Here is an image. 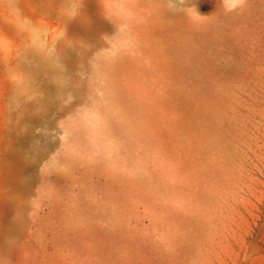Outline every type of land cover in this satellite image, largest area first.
I'll use <instances>...</instances> for the list:
<instances>
[{
    "label": "rangeland",
    "instance_id": "374dc122",
    "mask_svg": "<svg viewBox=\"0 0 264 264\" xmlns=\"http://www.w3.org/2000/svg\"><path fill=\"white\" fill-rule=\"evenodd\" d=\"M98 1L0 0V264H263L264 0Z\"/></svg>",
    "mask_w": 264,
    "mask_h": 264
},
{
    "label": "bare ground",
    "instance_id": "6f19581e",
    "mask_svg": "<svg viewBox=\"0 0 264 264\" xmlns=\"http://www.w3.org/2000/svg\"><path fill=\"white\" fill-rule=\"evenodd\" d=\"M21 1H22V0H21ZM29 1H30V0H29ZM35 1H36V0H35ZM97 1H98V0H97ZM110 1H111V0H110ZM145 1H146V0H145ZM166 1H167V0H166ZM169 1H170V0H169ZM244 1H245V0H244ZM246 1H248V0H246ZM24 2H26V1H24ZM98 2H99V1H98ZM147 2H148V1H147ZM162 2H163V1H162ZM172 2H173V1H172ZM249 2H250V1H249ZM39 3H40V2H39ZM103 3H104V2H103ZM115 3L118 4L117 2H115ZM168 3H169V2H168ZM244 3H245V2H244ZM244 3H243V4H244ZM246 3H247V2H246ZM22 4H23V3H22ZM104 4H105V3H104ZM108 4H109V2H108ZM108 4H107V5H108ZM169 4H170V3H169ZM172 4L174 5V3H172ZM198 4H199V1H198ZM215 4H216V3H215ZM243 4H242V6H243ZM100 5H101V4H100ZM119 5H120V4H119ZM162 5H163V4H162ZM167 5H168V4H167ZM244 5H247V4H244ZM24 6L26 7L25 4H24ZM120 6H122V5H120ZM148 6H149V5H148ZM159 6H160V5H159ZM235 6H236V5H235ZM237 6H241V5L238 4ZM104 7H105V6H104ZM163 7H164V6H163ZM192 7H193V6H192ZM120 8H121V7H120ZM125 8H127V7H125ZM153 8H154V7H153ZM172 8H173V7H172ZM236 8H237V7H236ZM242 8H243V7H242ZM102 9H103V8H102ZM155 9H156V8H154V10H155ZM160 9H162V8H160ZM163 9H164V8H163ZM165 9H166V8H165ZM223 9H225V8L223 7ZM233 9H234V8H233ZM233 9H232V10H233ZM24 10H25V9H24ZM28 10H30V9H28ZM28 10H27V11H28ZM96 10H97V8H96ZM121 10H122V9H121ZM123 10H124V9H123ZM125 10H127V9H125ZM157 10H158V9H157ZM185 10H186V8H185ZM204 10H205V8H204ZM210 10H211V9H210ZM210 10H209V11H210ZM227 10H228V9H227ZM239 10H240V9H239ZM86 11H88V10H86ZM91 11H93V10H91ZM97 11H98V10H97ZM152 11H153V10H152ZM193 11H194V10H193ZM104 12H106V10H105ZM223 12H224V11H223ZM226 12H228V11H226ZM37 13H38V12H37ZM83 13H84V12H82V14H83ZM95 13H96V12H95ZM200 13H201V12H200ZM23 14H25V13H23ZM31 14H34V13L31 12ZM35 14H36V13H35ZM93 14H94V13H93ZM98 14H99V13H98ZM195 14H196V13H195ZM195 14H194V15H195ZM213 14H214V13H213ZM260 14H261V13H260ZM38 15H39V14H38ZM32 16H33V15H32ZM94 16H95V15H94ZM99 16H100V15H99ZM146 16H147V15H146ZM153 16H154V14H153ZM34 17L36 18V16H34ZM111 17H112V15H111ZM196 17H198V15H197ZM204 17H206V16H204ZM259 17H261V16L259 15ZM45 18H46V17H45ZM117 18H118V17H117ZM150 18H151V17H150ZM155 18H156V17H155ZM184 18H185V17H184ZM199 18L201 19L202 17H199ZM209 18H210V17H209ZM96 19H97V18H96ZM96 19H95V20H96ZM101 19H102V18H101ZM105 19H106V18H105ZM119 19H120V17H119ZM125 19H127V18H125ZM148 19H149V17H148ZM153 19H154V17H153ZM158 19L161 20L160 18H158ZM182 19H183V18H182ZM87 20H88V19H87ZM97 20H98V19H97ZM115 20H116V19H115ZM155 20H156V19H155ZM155 20H154V21H155ZM209 20H210V19H209ZM91 21H92V20H91ZM106 21H107V20H106ZM110 21H111V20H110ZM112 21H113V20H112ZM117 21H118V20H117ZM117 21H116L115 23H117ZM120 21H121V20H120ZM207 21H208V19H207ZM207 21H206V22H207ZM257 21H258V20H257ZM99 22H100V21H99ZM156 22H157V21H156ZM156 22H155V24H156ZM208 22H209V21H208ZM48 23H49V22H48ZM51 23H52V22H51ZM51 23H50V24H51ZM93 23H94V22H93ZM104 23H105V22H104ZM108 23H109V22H108ZM209 23H210V22H209ZM41 24H43V23H41ZM155 24H153V25L155 26ZM186 24H187V23H186ZM204 24H205V23H204ZM204 24H203V25H204ZM3 25H4V24H3ZM53 25H54V24H53ZM96 25H97V24H96ZM117 25H118V24H117ZM150 25H151V24H150ZM156 25H158V24H156ZM187 25H188V24H187ZM194 25H195V24H194ZM51 26H52V24H51ZM51 26H50V27H51ZM114 26H116V25L114 24ZM121 26H122V24H121ZM154 26H153V27H154ZM161 27H162V26H161ZM161 27H160V28H161ZM184 27H185V26H184ZM200 27H201V26H200ZM185 28H186V27H185ZM193 28H195V27H193ZM197 28H198V27H197ZM262 28H263V27H262ZM262 28H261V29H262ZM102 29H103V28H102ZM122 29H125V28H122ZM122 29H121V30H122ZM201 29H202V28H201ZM152 30H153V28H152ZM156 30H157V29H156ZM186 30H188V28H187ZM203 30H204V29H203ZM176 31H178V30H176ZM176 31H175V32H176ZM179 31H180V28H179ZM196 31H197V30H196ZM204 31H206V30H204ZM258 31H259V30H258ZM57 32H58V31H57ZM120 32H121V31H120ZM153 32H154V31H153ZM51 33H52V32H51ZM117 33H118V32H117ZM173 33H174V32H173ZM190 33H191V32H190ZM115 34H116V32H115ZM153 34H155V33H153ZM153 34H152V35H153ZM156 34H157V33H156ZM178 34H179V33H178ZM262 34H263V33H262ZM116 35H117V34H116ZM120 35H122V32H121ZM182 35H183V34H182ZM256 35H257V34H256ZM105 36H106V33H105ZM113 36H114V35H113ZM117 36H118V35H117ZM122 36H123V35H122ZM174 36H175V35H174ZM118 37H119V36H118ZM159 37H160V35H159ZM161 37H162V36H161ZM140 38H141V37H140ZM154 38H155V37H154ZM179 38H180V37H179ZM250 38H253V37H250ZM256 38L258 39V37H256ZM107 39H109V38H107ZM151 39H152V37H151ZM160 39H163V38H160ZM109 40H110V39H109ZM113 40H114V39H113ZM113 40H112V41H113ZM147 40H148V38H147ZM152 40H153V39H152ZM156 40H159V39L157 38ZM114 41H115V40H114ZM116 41H117V39H116ZM148 42H149V40H148ZM256 42H257V41H256ZM256 42H255V43H256ZM64 43H65V41H64ZM159 43H160V42H159ZM179 43H180V42L178 41V46H179ZM247 43H248V41H247ZM247 43H246V44H247ZM257 43H258V42H257ZM152 44H153V42H152ZM152 44H151V46H152ZM162 44H163V43H162ZM248 44H249V43H248ZM248 44H247V46H248ZM114 46H115V43H114ZM139 46H140V44H139ZM141 46H143L142 42H141ZM156 46H157V44H156ZM164 46H165V44H164ZM171 46H172V44H171ZM249 46H250V44H249ZM157 47H159V46H157ZM160 47H161V46H160ZM251 47H252V46H251ZM113 48H114V47H113ZM113 48H110V49H113ZM139 48H140V47H139ZM146 48H148V47H146ZM149 48H150V47H149ZM149 48H148V49H149ZM165 48H166V47H165ZM70 49H71V48H70ZM108 49H109V48H108ZM143 49H144V48H143ZM151 49H152V48H151ZM151 49H150V50H151ZM247 49H248V48H247ZM262 49H263V48H262ZM104 50H105V49H104ZM104 50H103V51H104ZM106 50H107V49H106ZM135 50H136V49H135ZM140 50H141V48L139 49V51H140ZM150 50H149V51H150ZM152 50H153V49H152ZM157 50H158V48H157ZM157 50H156V52H158ZM162 50H163V49H162ZM145 51H146V49H145ZM163 51H164V50H163ZM163 51H161V52H163ZM249 51H250V50H249ZM258 51H259V50H258ZM135 52H137V51H135ZM150 52H151V51H150ZM250 52H251V51H250ZM98 53H99V52H98ZM147 53H148V52H147ZM165 53H167V52H165ZM252 53H254V52H252ZM148 54H149V53H148ZM150 54H151V53H150ZM157 54H158V53H157ZM159 54H160V53H159ZM261 54H262V53H261ZM261 54L258 53V55H260V56H261ZM97 55H98V54H97ZM138 55H139V54H138ZM142 55H143V53H142ZM144 55H145V54H144ZM152 55H154V54H152ZM251 55H252V54H251ZM258 55H257V56H258ZM135 56H136V55H135ZM149 56H150V55H149ZM155 56H156V55H155ZM162 56H165V55H162ZM162 56H161V57H162ZM121 57H122V56H121ZM136 57H137V56H136ZM136 57H135V61H134V62H136L137 60L139 61V59H136ZM138 57H139V56H138ZM138 57H137V58H138ZM142 57H143V56H142ZM142 57H141V58H142ZM147 57H148V55H147ZM157 57H158V56H157ZM157 57H156V58H157ZM167 57H168V59H169V56H168V55H167ZM170 57H172V56H170ZM253 57H255V56L253 55ZM253 57H252V59H253ZM263 57H264V56H263ZM164 58L166 59V57H164ZM256 58H257V57H256ZM142 59H143V58H142ZM148 59L151 60V58H148ZM159 59H160V58H159ZM161 59H162V58H161ZM161 59H160V62L162 63L163 61H162ZM172 59H173V58H171V61H172ZM98 60H99V59H98ZM140 60H141V59H140ZM106 61H107V60H106ZM171 61L169 60V62H168V60H167V62L169 63L168 65H170V62H171ZM134 62H133V63H134ZM146 62H147V61H146ZM250 62H251V61H250ZM258 62H259V61H258ZM258 62H257V63H258ZM144 63H145V61H144ZM144 63H143V65H144ZM152 63H154V62L152 61ZM155 63H156V62H155ZM135 64H136V63H135ZM139 64H140V62H139ZM145 64H146V63H145ZM156 64H158V62H157ZM262 64H263V63H262ZM133 65H134V64H133ZM151 65H153V64H151ZM252 65H253V64H252ZM114 66H115V65H114ZM139 66H141V65H139ZM139 66L137 67L138 69L140 68ZM159 66L161 67V65H157V68H159ZM101 67H102V66H101ZM144 67H145V66H144ZM148 67H149V66H148ZM153 67H154V66H153ZM153 67H152V68H153ZM163 67H166V66H163ZM173 67H174V66H173ZM253 67H254V66H253ZM253 67H252V69H253ZM255 67H257V66H255ZM258 67H259V66H258ZM141 68H142V66H141ZM145 68H146V67H145ZM150 68H151V66H150ZM259 68H260V67H259ZM98 69H99V67H98ZM98 69H97V70H98ZM250 69H251V66H250ZM257 69H258V68H257ZM48 70H49V69H48ZM55 70H57V69L55 68ZM161 70H162V68H161ZM262 70H263V69H262ZM49 71H51V69H50ZM52 71H54V69H53ZM142 71H143V70L141 69V73H143ZM252 71H253V70H252ZM258 71H259V70H258ZM58 72H59V71H58ZM112 72H113V70H112ZM253 72H254V71H253ZM47 73L49 74V72H47ZM103 73H104V72H103ZM113 73H114V72H113ZM113 73H112V74H113ZM256 73H257V71H256ZM262 73H263V72H262ZM118 74H119V73H118ZM167 74H168V72H167ZM102 75H103V74H102ZM138 75H139V74H138ZM141 75H142V74H141ZM248 75H249V72H248ZM252 75H254V74H252ZM256 75H257V74H256ZM258 75H259V74H258ZM142 76H143V75H142ZM101 77H102V76H101ZM101 77H100V75H99V78H101ZM106 77H107V76H106ZM119 77H120V76H119ZM139 78H140V76H139ZM249 78H250V77H249ZM249 78H248V80L250 81ZM251 78H252V77H251ZM97 79H98V78H97ZM104 79H105V78H104ZM152 79H153V78H152ZM154 79L156 80V79H158V78H154ZM170 79H171V77H170ZM253 79H254V78H253ZM40 80H41V79H40ZM112 80H113V76H112ZM141 80H142V78H141ZM141 80H140V81H141ZM248 80H247V81H248ZM105 81H106V80H105ZM114 81H117V80L115 79ZM130 81H131V80H130ZM145 81H146V79H145ZM153 81H154V80H153ZM159 81H160V80H159ZM171 81H172V80H171ZM249 81H248V82H249ZM256 81H257V80H256ZM96 82H97V80H96ZM101 82H102V80H101ZM110 82H111V81H110ZM110 82H108V83H110ZM117 82L119 83V81H117ZM141 82H142V81H141ZM156 82H157V80H156ZM94 83H95V82H94ZM94 83H93V84H94ZM120 83H121V82H120ZM148 83H150V82H148ZM249 83H251V82H249ZM36 84H37V83H36ZM93 84H92V85H93ZM111 84H112V83H111ZM115 84H117V83L115 82L114 85H115ZM141 84H143V83H141ZM145 84H146V83H145ZM150 84H151V83H150ZM161 85H162V87L164 86L163 84H161ZM262 85H263V84H262ZM52 86H53V85H52ZM95 86H96V85H95ZM116 86H117V85H116ZM148 86H149V85H148ZM53 87H55V86H53ZM100 87H101V86H100ZM261 87H262V86H261ZM96 88H97V87H96ZM111 88H112V87H111ZM41 89H42V88H41ZM99 89H100V88H99ZM140 89H141V88H140ZM151 89H152V88H150V90H151ZM246 89H247V88H246ZM248 89H249V88H248ZM253 89H254V88H253ZM256 89H257V88H256ZM256 89H255V90H256ZM260 89H262V88H260ZM116 90H118V89L116 88ZM153 90H154V89H153ZM249 90H250V89H249ZM249 90H248V91H249ZM98 91H99V90H98ZM100 91H101V90H100ZM141 91H142V90H141ZM151 91H152V90H151ZM155 91H156V90H155ZM163 91H164V90H163ZM259 91H260V90H259ZM45 92H46V90H45ZM152 92H153V91H152ZM157 92H159V91H157ZM164 92H165V91H164ZM47 93H48V92H47ZM100 93H102V92H100ZM119 93H120V92H119ZM150 93H151V92H150ZM153 93H154V92H153ZM96 94H98V96H99V93H96ZM103 94H105V93H103ZM106 94H107V93H106ZM120 94H121V93H120ZM145 94H146V93H145ZM245 94H247V93H245ZM156 95H157V94H156ZM101 96H102V94H101ZM103 96H105V95H103ZM107 96H108V94H107ZM107 96H105V97L108 98ZM119 96H120V95H119ZM144 96H145V95H144ZM150 96H151V95H150ZM158 96H160V95H158ZM161 96H162V95H161ZM161 96H160V97H161ZM246 96H247V95H246ZM250 96H251V95H250ZM253 97H254V96H253ZM9 98H10V97H9ZM103 98H104V97H103ZM110 98H111V97H110ZM112 98H113V97H112ZM114 98H116V97H114ZM151 98H152V97H151ZM162 98H164V97H162ZM167 98H168V96H167ZM246 98H247V97H245V99H246ZM249 98H250V97H249ZM257 98H258V97H257ZM120 99H121V98H120ZM159 99H160V98H159ZM165 99H166V98H165ZM172 99H173V98H172ZM172 99H171V102H172ZM252 99H253V98H252ZM102 100H103V99H102ZM162 100H163V99H162ZM176 100H177V99H176ZM257 100H258V99H257ZM31 101H33V100H31ZM31 101H30V102H31ZM116 101H117V100H116ZM138 101H139V100H138ZM157 101H158V100H157ZM114 102H115V101H114ZM118 102H120V100H119ZM155 102H156V101H155ZM174 102H175V101H173L172 103H174ZM251 102H252V101H251ZM255 102H256V100H255ZM261 102H262V101H261ZM7 103H8V102H7ZM101 103H103V102L101 101V102L99 103L100 106H101ZM106 103H107V102H106ZM162 103H163V102H162ZM168 103H169V102H168ZM175 103H176V102H175ZM175 103H174V104H175ZM32 104H33V102H32L30 105H32ZM99 104H97V105H99ZM118 104H119V103H116V105H117L116 107H119V106L121 105V104H120V105H118ZM146 104H147V103H146ZM164 104H165V103H164ZM27 105H28V104H27ZM105 105H106V104H105ZM110 105H111V104H110ZM112 105H113V104H112ZM122 105H123V104H122ZM126 105H127V104H126ZM162 105H163V104H162ZM162 105H161V106H162ZM172 105H173V104H172ZM178 105H179V104H178ZM256 105H257V104H256ZM258 105H259V104H258ZM11 106H12V105H11ZM28 106H29V105H28ZM149 106H151V105H149ZM156 106H157V105H156ZM166 106H167V105H166ZM170 106H171V105H170ZM173 106H174V105H173ZM173 106H172V108H173ZM180 106H181V104H180ZM180 106H179V107H180ZM252 106H253V105H252ZM14 107H15V106H14ZM29 107H30V106H29ZM33 107H34V105H33ZM103 107H106V106H103ZM113 107L115 108V106H113ZM34 108H35V107H34ZM42 108H45V107H42ZM154 108H155V107H154ZM167 108H168V107H167ZM170 108H171V107H170ZM170 108H169V110H171ZM259 108H261V106H260ZM19 109H20V108H19ZM22 109H23V108H22ZM28 109H29V108H28ZM118 109H120V112H122V111L124 110L123 108H122L123 110H122L121 108H117V110H118ZM174 109H175V108H174ZM178 109H179V108H178ZM188 109H189V108H188ZM243 109H244V108H243ZM261 109H262V108H261ZM35 110H36V109H35ZM106 110H107V109H106ZM109 110H110V109H109ZM115 110H116V109H115ZM117 110H116V112H117ZM121 110H122V111H121ZM172 110H173V109H172ZM183 110H184V109H183ZM189 110H190V109H189ZM189 110H188V111H189ZM20 111H21V110H20ZM33 111H34V110H33ZM125 111H126V110H125ZM176 111H178V110H176ZM184 111H186V110H184ZM21 112H22V111H21ZM25 112H26V111H25ZM34 112H36V111H34ZM105 112H106V111H105ZM108 112H109V111H108ZM118 112H119V110H118ZM118 112H117V113H118ZM159 112H160V111H159ZM4 113L6 114V111H5ZM15 113H16V112H15ZM98 113H99V112H98ZM106 113H107V112H106ZM109 113H110V114L112 113L111 110H110ZM123 113H124V112H123ZM177 113H178V112H177ZM181 113H182V112H181ZM181 113L179 112V115H181ZM190 113H191V112H190ZM262 113H264V112H262ZM33 114H34V113H33ZM33 114H32V115H33ZM110 114H109V116H110ZM167 114H169V112H168ZM173 114H174V112H173ZM182 114H183V113H182ZM186 114H187V113H186ZM34 115H35V114H34ZM40 115H42V114H40ZM98 115H99V114H98ZM115 115H116V114H115ZM115 115H114V116H115ZM187 115H188V114H187ZM187 115H186V116H187ZM5 116H6V115H5ZM35 116H36V115H35ZM45 116L48 117V116L46 115V113H45ZM49 116H50V115H49ZM99 116H100V115H99ZM99 116H98V117H99ZM114 116H111V118H113ZM123 116H125V115H123ZM123 116H122V114H120V117L123 118ZM126 116H127V115H126ZM168 116H170V115H168ZM181 116H182V115H181ZM31 117H32V116H31ZM41 117H42V116H41ZM50 117H51V116H50ZM116 117H117V116H116ZM128 117H129V116H128ZM128 117H126V118L128 119ZM183 117H184V116H183ZM189 117H190V114H189ZM263 117H264V116H263ZM13 118H15V117L13 116ZM34 118H35V117H34ZM48 118H49V117H48ZM104 118H105V117H104ZM111 118H110V119H111ZM117 118H119V117H117ZM117 118H116V119H117ZM126 118H125V119H126ZM130 118H132V117H129V119H130ZM186 118H187V117H186ZM258 118H259V117H258ZM4 119H5V117H4ZM15 119H16V118H15ZM27 119H29V118H27ZM99 119H101V118H99ZM105 119H106V118H105ZM116 119H115V120H116ZM129 119H128V120H129ZM183 119H184V118H183ZM18 120H19V119H18ZM29 120H31V118H30ZM103 120H104V119H103ZM103 120H102V121H103ZM111 120L115 122V120H113V119H111ZM119 120H121V118H120ZM147 120H148V119H147ZM163 120H164V119H163ZM177 120H179V117H178ZM177 120H176V121H177ZM180 120H182V118H181ZM180 120H179V121H180ZM185 120H186V119H185ZM187 120H189V119L187 118ZM255 120H256V118H255ZM33 121H34V120H33ZM102 121H99V122H102ZM123 121H124V119H123ZM167 121H168V120H167ZM167 121H166V122H167ZM172 121H173V120H172ZM179 121L177 122V125H178V123H181V122H179ZM2 122H3V121H2ZM38 122H39V121H38ZM95 122H97V121H95ZM105 122H106V121H105ZM105 122L103 121L102 124L105 123ZM117 122H118V121H117ZM119 122H120V121H119ZM121 122H122V120H121ZM173 122H174V121H173ZM183 122H185V121H183ZM5 123H6V122H5ZM140 123H141V122H140ZM175 123H176V122H175ZM189 123H190V122H189ZM10 124H11V123H10ZM98 124H99V123H98ZM105 124H106V123H105ZM121 124H122V123H121ZM123 124H125V123L123 122ZM169 124H170V123H169ZM173 124H174V123H173ZM185 124H186V123H185ZM185 124H184L183 126H185ZM187 124H188V122H187ZM257 124H258V123H257ZM13 125H14V124H13ZM106 125H107V124H106ZM126 125H127V124H126ZM128 125H129V124H128ZM141 125H142V124H141ZM179 125H181V124H179ZM2 126H3V125H2ZM95 126H96V124H95ZM107 126H110V122H109V125H107ZM122 126H123V125H122ZM156 126H157V125H156ZM169 126H171V125H169ZM169 126H168V127H169ZM173 126H174V125H173ZM173 126L170 127V130H171L172 128H174ZM183 126H181V127H183ZM263 126H264V125H263ZM4 127H7V126H4ZM10 127H11V126H10ZM10 127H9V128H10ZM13 127H14V126H13ZM98 127H99V126H98ZM125 127H126V126H125ZM127 127H129V126H127ZM127 127H126V128H127ZM249 127H250V126H249ZM252 127H253V126H252ZM20 128H21V126H20ZM72 128H73V127H72ZM91 128H92V127H91ZM93 128H94V127H93ZM110 128H111V127H110ZM112 128H113V127H112ZM112 128H111V129H112ZM126 128H125V130H126ZM4 129H5V128H4ZM95 129H97V128L95 127V128H94V131H96ZM103 129H104V128H103ZM107 129H108V128H107ZM128 129H129V128H128ZM128 129H127L126 131H128ZM132 129H133V128H131V130H132ZM179 129H180V128H179ZM9 130H10V129H9ZM74 130H75V129H74ZM76 130H77V129H76ZM88 130H89V129H88ZM129 130H130V129H129ZM131 130H130V132L133 131V130H132V131H131ZM123 131H124V130H123ZM126 131H124L123 134L126 135V133H127ZM167 131H168V130H167ZM255 131H256V130H255ZM16 132H17V131H16ZM31 132H32V130H31ZM90 132H91V129H90ZM108 132H109V131H108ZM113 132L115 133V131H113ZM121 132H122V131H121ZM169 132H170V131H169ZM9 133H10V132H9ZM81 133H82V131H81ZM81 133H80V134H81ZM86 133H87V132H86ZM101 133H102V132H101ZM101 133H100V134H101ZM150 133H151V132H150ZM176 133H177V131H176ZM4 134H5V133H4ZM15 134H16V133H15ZM27 134H28V131H27ZM33 134H34V132H33ZM35 134H37V133L35 132ZM38 134H39V133H38ZM98 134H99V133H98ZM108 134H109V133H108ZM164 134H165V138H167V137H166V132H164ZM171 134H172V133H171ZM5 135H7V134H5ZM9 135H10V134H9ZM16 135H17V134H16ZM81 135H83V134H81ZM92 135H94V134L92 133ZM113 135H114V134H113ZM117 135H119V133H118ZM131 135H133V133H132ZM143 135H144V134H143ZM167 135H169V137H170V134H167ZM178 135H179V134H178ZM18 136H19V135H18ZM87 136H88V133H87ZM89 136H90V135H89ZM99 136H100V135H99ZM99 136H98V137H99ZM103 136H104V135H103ZM110 136H111V135H110ZM136 136H137V135H136ZM136 136H135V138H136ZM261 136H263V135H261ZM4 137H5V136H4ZM116 137H117V136H116ZM121 137H122V136H121ZM138 137H139V136H138ZM141 137H142V136H141ZM172 137H173V134H172ZM172 137H171V138H172ZM8 138H9V137H8ZM21 138H22V137H21ZM26 138H27V137H26ZM26 138H25V139H26ZM35 138H36V137H35ZM38 138H39V137H38ZM81 138H82V137H81ZM81 138H80V140H81ZM100 138H101V137H100ZM113 138H114V137H113ZM156 138H157V137H156ZM173 138H174V137H173ZM22 139H24V138H22ZM82 139H86V138H82ZM104 139H105V138H104ZM117 139H118V137H117ZM129 139H130V137H129ZM131 139H132V138H131ZM141 139H142V138H141ZM167 139H168V138H167ZM175 139H176V137H175ZM175 139H173V140H175ZM32 140H33V139H32ZM80 140H78V142H81ZM114 140H115V139H114ZM137 140H138V138H137ZM22 141H23V140H22ZM29 141H30V139H29ZM117 141H118V140H117ZM147 141H148V140H146V142H147ZM4 142H5V141H4ZM18 142H19V141H18ZM27 142H28V141H27ZM31 142H33V141H31ZM82 142H84V141H82ZM103 142H104V140H103ZM107 142H108V141H107ZM172 142H173V141H172ZM117 143H118V142H117ZM133 143H135V141H134ZM173 143L175 144V143H177V142H173ZM173 143H172V144H173ZM24 144H25V143H24ZM30 144H31V143H30ZM75 144H76V143H75ZM78 144H79V143H78ZM111 144H112V143H111ZM123 144H124V143H123ZM143 144H144V143H143ZM170 144H171V143H170ZM177 144L181 145L180 142L177 143ZM177 144H176V145H177ZM191 144H192V141H191ZM191 144H189V145H191ZM4 145H5V144H4ZM18 145H20V144H18ZM76 145H77V144H76ZM108 145H109V144H108ZM125 145H126V144H125ZM131 145H132V143H131ZM133 145H134V144H133ZM144 145H145V144H144ZM159 145H160V144H159ZM5 146H6V145H5ZM20 146H22V145H20ZM122 146H123V145H122ZM126 146H127V145H126ZM155 146H156V145H155ZM166 146H172V145H169V144L167 143ZM17 147H18V146H17ZM116 147H117V146H116ZM174 147H175V145H174ZM178 147H180V146H178ZM22 148H23V147H22ZM22 148H21V149H22ZM24 148H25V147H24ZM31 148H32V146H31ZM33 148H34V147H33ZM77 148H78V147H77ZM109 148H110V150H111L113 147H112V148L109 147ZM118 148H119V147H118ZM150 148H151V147H150ZM154 148H155V147H154ZM157 148H158V147H157ZM162 148H163V147H162ZM185 148H186V146H185ZM185 148H182V150H184ZM17 149H18V148H17ZM122 149H123V148H122ZM127 149H128V148H127ZM147 149H148V147H147ZM170 149H171V148H170ZM172 149H173V148H172ZM31 150H32V149H31ZM80 150H82V149H80ZM112 150H113V149H112ZM116 150H117V148H116ZM118 150H119V149H118ZM163 150H164V148H163ZM173 150H174V149H173ZM173 150H172V151H173ZM179 150H180V148H179ZM182 150H181V151H182ZM32 151H33V150H32ZM69 151H70V150H69ZM82 151H83V150H82ZM100 151H101V150H100ZM102 151H103V150H102ZM114 151H115V149H114ZM121 151H123V150H121ZM160 151H161V150H160ZM76 152H80V151L78 150V151H76ZM83 152H86L85 149H84ZM91 152H92V151H91ZM119 152H120V150H119ZM140 152H142V151H140ZM174 152L177 153V149H176V151H174ZM174 152H172V153H174ZM260 152H261V151H260ZM0 153H1V152H0ZM72 153H73V152L70 153V156H71ZM80 153H81V152H80ZM80 153H79V154H80ZM86 153H87V156H86V157H90V156H91V155L88 156V151H87ZM86 153H85V154H86ZM75 154H76V153H75ZM99 154H100V153H99ZM115 154H116V153H115ZM118 154H119V153H118ZM121 154H122V152H120L119 155H121ZM156 154H158V153H156ZM161 154H162V153H161ZM161 154H159V156H160ZM163 154H164V153H163ZM163 154H162V155H163ZM181 154H182V153L180 152V155H181ZM27 155H28V154H27ZM30 155H31V154H30ZM72 155H73V154H72ZM162 155H161V156H162ZM174 155H175V154H174ZM174 155L172 154V156H174ZM186 155H187V153H186ZM67 156H69V155H66V157H67ZM96 156H97V154H96ZM159 156H158V157H159ZM181 156H182V155H181ZM253 156H254V155H253ZM0 157H1V156H0ZM28 157H31V156H28ZM32 157H33V156H32ZM56 157H57V156H56ZM58 157H59V158H58V161H59V159H60L62 156H61V157L58 156ZM119 157H120V156H119ZM119 157H118V158H119ZM162 157H163V156H162ZM178 157L182 159V157H180V156H177L176 159H177ZM188 157H189V156H188ZM38 158H40V157H38ZM45 158H46V157H45ZM62 158H63V157H62ZM81 158H82V157H81ZM97 158H98V157H97ZM103 158H104V157H103ZM106 158H108V157H106ZM164 158H165V156H164ZM167 158H168V157H167ZM173 158H175V157H173ZM173 158H172V159H173ZM31 159H32V158H31ZM98 159H99V158H98ZM176 159H174V161H175ZM189 159H190V158H189ZM81 160L85 162V159H81ZM86 160H87V162H88V158H87ZM91 160H93L92 157H91ZM94 160H95V158H94ZM94 160H93V161H94ZM168 160H169V158H168ZM178 160L180 161V159H178ZM255 160H256V159H255ZM40 161H41V160H40ZM102 161H105V158H104V160L102 159ZM179 161H178V162H179ZM183 161H184V159H183ZM256 161H257V160H256ZM33 162H34V161H33ZM48 162H50V161H48ZM52 162H53V161H52ZM80 162H81V161H80ZM89 162H90V161H89ZM89 162H88V163H89ZM99 162H100V161H99ZM105 162H106V161H105ZM162 162H163V161H162ZM165 162H166V161H165ZM34 163H36V162H34ZM41 163H42V162H41ZM41 163H39V166H40ZM45 163H46V162H45ZM56 163H58V162L56 161ZM59 163H61V162H59ZM95 163H96V160H95ZM95 163H93V164H95ZM100 163H101V162H100ZM102 163H103V162H102ZM106 163H107V162H106ZM109 163H110V162H109ZM179 163H180V162H179ZM53 164H54V163H53ZM53 164H52V165H53ZM61 164H62V163H61ZM82 164H83V163H82ZM86 164H87V163H86ZM97 164H98V162H97ZM137 164H138V163H136V165H137ZM170 164H172V163L170 162ZM181 164H182V163H181ZM183 164H184V163H183ZM183 164H182L181 166H183ZM50 165H51V164H50ZM52 165H51V166H52ZM57 165H59V164H57ZM101 165H102V164H101ZM109 165H110V164H109ZM139 165H140V164H139ZM163 165H166V164H163ZM168 165H169V162H168ZM51 166H50V167H51ZM80 166H81V164H80ZM85 166H86V165H85ZM85 166H84V167H85ZM178 166H179V165H178ZM178 166H177V167H178ZM181 166H180V167H181ZM186 166H187V164H186ZM100 167H101V166H100ZM113 167H114V166H113ZM171 167H172V166H171ZM183 167H184V166H183ZM37 168H39V167H37ZM107 168H108V165H107ZM47 169H48V167H47ZM112 169H113V168H112ZM115 169H116V167H115ZM175 169H177V168L175 167ZM175 169H173V170L175 171ZM181 169H182V168H180V170H181ZM32 170H33V169H32ZM110 170H111V169H110ZM138 170H139V168H138ZM146 170H147V169H146ZM170 170H171V169H170ZM173 170H172V172H173ZM177 170H179V169H177ZM180 170H179V172L181 173L182 170H181V171H180ZM115 171H116V170H115ZM184 171H185V169H184ZM184 171H182V172H184ZM42 172H43V171H42ZM141 172H142V170H141ZM31 173H33V172H31ZM77 173H78V172H77ZM258 173H259V172H258ZM34 174H35V173H34ZM45 174H46V172H45ZM105 174H106V173H105ZM119 174H120V173H119ZM141 174H143V173H141ZM255 174H256V173H255ZM80 175H82V174H80ZM177 175H178V174H177ZM259 175H260V173H259ZM52 176H53V175H52ZM28 177H29V176H28ZM53 177H54V176H53ZM61 178H62V177H61ZM183 178H185V177H183ZM29 179H30V177H29ZM123 179H124V178H123ZM185 179H186V178H185ZM255 179H256V178H255ZM255 179H254V180H255ZM258 179H259V178H258ZM32 180H33V178H32ZM158 180H159V178H158ZM261 180H262V179H261ZM33 181H34V180H33ZM62 181H63V179H62ZM64 182H65V181H64ZM139 182H140V181H139ZM65 183H66V182H65ZM114 183H115V182H114ZM119 183H120V182H119ZM130 183H132V182H130ZM260 183H263V182H260ZM62 184H63V183H62ZM64 185H65V184H64ZM78 185H79V184H78ZM121 185H122V184H121ZM121 185H119V186H121ZM125 185H126V184H125ZM185 185H186V184H185ZM253 185H254V184H253ZM258 185H260V184H258ZM76 186H77V185H76ZM81 186H82V185H81ZM112 186H113V185H112ZM114 186H116V185H114ZM251 186H252V184H251ZM263 186H264V184H263ZM47 187H50V188H51V186H47ZM121 187H122V186H121ZM123 187H124V186H123ZM127 187H128V186H127ZM127 187L125 186L124 188H127ZM59 188H60V187H59ZM76 188H77V187H76ZM63 189H64V188H63ZM71 189H72V188H71ZM133 189H134V188H133ZM136 189H137V188H136ZM143 189H144V188H143ZM145 189H146V188H145ZM157 189H158V188H157ZM255 189H256V187H255ZM57 190H58V189H56V191H57ZM59 190H62V189H59ZM76 190H77V189H76ZM150 190H151V189H150ZM150 190H149V191H150ZM247 190H248V189H247ZM247 190H246V191H247ZM257 190H258V188H257ZM4 191H5V190H4ZM111 191H112V190H111ZM121 191H122V190H121ZM128 191H129V190H128ZM151 191H152V190H151ZM162 191H163V190H161V192H162ZM164 191H165V190H164ZM168 191H169V190H168ZM248 191H249V190H248ZM253 191H254V190H253ZM255 191H256V190H255ZM258 191H259V190H258ZM0 192H1V191H0ZM115 192H117V191H115ZM134 192L137 193V191H134ZM161 192H160V193H161ZM256 192H257V191H256ZM259 192H260V191H259ZM259 192H258V193H259ZM262 192H263V191L260 192V193H261L260 195H262ZM122 193H123V192H122ZM132 193H133V191H132ZM143 193H144V192H143ZM157 193H158V192H157ZM157 193H156V196H157L158 199H159L160 196H158ZM187 193H188V191H187ZM66 194H67V193H66ZM66 194H65V195H66ZM71 194H72V193H71ZM89 194H90V193H89ZM138 194H139V193H138ZM144 194H145V193H144ZM249 194H250V193H249ZM76 195H77V194H76ZM145 195H146V194H145ZM147 195H149V194L147 193ZM150 195H151V194H150ZM150 195H149V196H150ZM152 195H154V197H152V198H155L154 191L152 192ZM169 195H170V194H169ZM67 196H69V195L67 194L66 197H67ZM122 196H123V195H122ZM132 196H133V195H132ZM149 196H148V197H149ZM253 196L255 197V196H258V195H255V194H254ZM114 197H115V196H114ZM135 197H136V196H135ZM139 197H140V196H139ZM145 197H146V196H145ZM145 197H144V198H145ZM148 197H147V198H148ZM188 197H189V196H188ZM258 197H259V196H258ZM58 198H59V197H58ZM112 198H113V197H112ZM118 198H119V197H118ZM122 198H123V197H122ZM133 198H134V197H133ZM136 198H137V197H136ZM144 198H143V200H145ZM149 198H151V197H149ZM92 199H93V198H92ZM114 199H115V198H114ZM138 199H139V198H138ZM140 199L142 200V196H141ZM56 200H57V199H56ZM68 200H69V198H68ZM81 200H82V199H81ZM86 200H87V199H86ZM115 200H116V199H115ZM134 200H135V199H134ZM153 200H154V199H153ZM153 200H152V201H153ZM160 200H161V199H160ZM160 200H159V203H160V202L162 203V201H160ZM251 200H252V198H251ZM260 200H261V199H260ZM61 201H62V199H61ZM69 201H70V200H69ZM84 201H85V200H84ZM132 201H133V200H132ZM136 201H137V200H136ZM184 201H185V200H184ZM247 201H248V200H247ZM66 202H67V201H66ZM85 202H86V201H85ZM97 202H98V201H97ZM97 202H96V203H97ZM138 202L142 204L143 201L141 202V201L138 200ZM144 202L146 203V200H145ZM148 202H149V199H148L147 203H148ZM57 203H58V202H57ZM57 203H56V204H57ZM83 203H84V202H83ZM139 203H137V204H139ZM145 203H144V205H145ZM147 203H146V204H147ZM156 203H157V202H156ZM159 203H158V204H159ZM188 203H189V202H188ZM250 203H252V201L249 202V204H250ZM258 203H259V202H258ZM260 203H261V201H260ZM60 204H61V203H60ZM135 204H136V203H135ZM141 204H139V206H141ZM172 204H173V202H172ZM172 204H171V205H172ZM82 205H83V204H82ZM89 205H90V204H89ZM92 205H93V204H92ZM94 205H95V203H94ZM128 205H129V203H128ZM149 205H151L150 202H149ZM149 205H148V206H149ZM155 205H156V204H155ZM159 205H161V204H159ZM252 205H253V204H252ZM258 205H259V204H258ZM104 206H105V204H104ZM111 206H112V205H111ZM133 206H134V204H133ZM246 206H247V205H246ZM250 206H251V205H250ZM255 206H257V205H255ZM91 207H92V206H91ZM146 207H147V205H146ZM150 207H151V206H150ZM150 207H148V208H150ZM153 207H155V206H153ZM157 207H158V205H157ZM172 207H173V205H172ZM181 207H182V206H181ZM247 207H248V206H247ZM251 207H252V206H251ZM257 207H258V206H257ZM257 207H254V205H253L252 208H256V209H257ZM261 207H262V206H261ZM88 208H89V207H88ZM107 208H108V206H107ZM136 208H137V206H136ZM139 208H140V207H139ZM143 208H144V207H143ZM155 208H156V207H155ZM183 208H184V207H183ZM183 208H182L181 211L184 212ZM79 209H80V208H79ZM89 209H90V208H89ZM102 209H103V208H102ZM104 209H105V208H104ZM104 209H103V210H104ZM128 209H129V208H128ZM162 209H164V208H162ZM162 209H160V210H158V211H161ZM166 209H167V208H166ZM166 209H164L163 211H165ZM184 209H185V208H184ZM186 209H187V207H186ZM244 209H246V208H244ZM143 210H144V209H143ZM146 210H147V209H146ZM146 210H144V211L146 212ZM154 210H155V209H154ZM168 210H169V209H168ZM178 210H179V209H178ZM246 210H247V209H246ZM246 210H245V211H246ZM260 210H261V209H260ZM66 211H67V210H66ZM74 211H75V208H74ZM76 211H77V210H76ZM98 211H99V210H98ZM170 211H171V210H170ZM170 211H169V212H170ZM173 211L175 212V209H174ZM189 211H190V209H189ZM257 211H258V210H257ZM54 212H55V211H54ZM57 212H58V211H57ZM77 212H78V211H77ZM105 212H106V211H105ZM138 212H139V211H138ZM140 212H141V211H140ZM167 212H168V211H167ZM167 212H166V214H167ZM251 212H252V211H251ZM251 212L248 211V213L252 214ZM86 213H87V212H86ZM163 213H164V212H163ZM163 213H161V214H163ZM179 213H180V211H179ZM241 213H242V212L240 211V214H241ZM248 213H247V215H248ZM254 213H255V212H254ZM254 213H253V215H254ZM59 214H60V213H59ZM76 214H78V213H76ZM105 214H107V213H105ZM111 214H112V213H111ZM115 214H116V213H115ZM141 214H142V213H141ZM144 214H146V213H143L142 215L144 216ZM238 214H239V213H238ZM79 215H80V214H79ZM79 215H78V216H79ZM147 215H148V214H147ZM147 215H145V216L147 217ZM150 215H151V213H150ZM154 215H155V214H154ZM167 215H168V214H167ZM170 215H171V214H170ZM230 215H231V214H230ZM243 215H244V214H243ZM253 215H252V216H253ZM256 215H257V214H256ZM65 216H66V215H65ZM69 216H70V215H69ZM74 216H75V215H74ZM82 216H83V215H82ZM238 216H239V215H238ZM259 216H261V215H259ZM60 217H61V215H60ZM104 217H105V216H104ZM171 217L175 218V216H171ZM171 217H168V218H170V220H171V219H172ZM239 217H240V216H239ZM243 217H244V216H243ZM73 218H74V217H73ZM117 218H118V217H117ZM121 218H122V217H121ZM257 218L260 219L261 217H258V216H257ZM65 219H66V218H65ZM74 219H77V218H74ZM105 219H107V218H105ZM108 219H109V218H108ZM131 219H132V218H131ZM133 219H134V218H133ZM146 219H147V218H146ZM243 219H244V218H243ZM99 220H101V219H99ZM113 220H114V219H113ZM122 220H123V218H122ZM124 220H125V219H124ZM167 220H168V219H167ZM240 220H241V219H240ZM244 220H245V219H244ZM246 220H248V219H246ZM252 220H253V217H252ZM60 221H61V220H60ZM114 221H115V220H114ZM128 221H129V219H128ZM147 221H148V219H147ZM172 221H173V219H172ZM242 221H243V220H242ZM255 221H256V220H255ZM257 221H258V219H257ZM257 221H256V222H257ZM95 222H97V221H95ZM131 222H132V220H131ZM168 222H169V221H168ZM173 222H174V221H173ZM175 222H176V221H175ZM245 222H247V221H245ZM245 222H244V223H245ZM249 222H250V221H249ZM100 223H102V222H100ZM166 223H167V222H166ZM169 223H170V222H169ZM103 224H105V223H103ZM113 224H114V223H113ZM241 224H242V223H241ZM241 224H239V225H241ZM253 224H254V223H253ZM150 225H151V224H150ZM168 225H169V224H168ZM172 225H174V224H172ZM103 226H104V225H103ZM105 226H106V225H105ZM111 226H112V225H111ZM114 226H115V225H114ZM237 226H238V225H237ZM247 226H248V225H247ZM249 226H250V225H249ZM75 227H76V226H75ZM77 227H78V226H77ZM83 227H84V226H83ZM160 227H161V224H160ZM166 227H168V226H166ZM250 227H251V226H250ZM161 228H162V227H161ZM235 228H236V227H235ZM239 228H240V227H239ZM70 229H71V228H70ZM79 229H80V228H79ZM108 229H109V228H108ZM113 229H114V228H113ZM127 229H129V228H127ZM127 229H126V230H127ZM137 229H138V228H137ZM163 229H166V228L163 227ZM169 229H173V228H169ZM169 229H168V230H169ZM245 229H246V228H245ZM247 229H248V227H247ZM247 229H246V230H247ZM251 229H252V228H251ZM98 230H99V229H98ZM109 230H110V229H109ZM111 230H112V229H111ZM124 230H125V228H124ZM236 230H237V229H236ZM240 230H241V229H240ZM240 230H239V231H240ZM254 230H255V229H254ZM47 231H48V230H47ZM78 231H79V230H78ZM115 231H116V230H115ZM135 231H136V230H135ZM159 231H160V230H159ZM239 231H238L237 233H239ZM64 232H65V231H64ZM72 232H73V231H72ZM79 232H81V231H79ZM118 232H119V231H118ZM127 232H128V231H127ZM174 232H175V231H174ZM219 232H220V231H219ZM240 232H241V231H240ZM263 232H264V231H263ZM121 233H122V232H121ZM130 233H131V232H130ZM232 233H233V232H232ZM246 233H247V231L245 232V234H246ZM64 234H66V233H64ZM74 234H75V233H74ZM126 234H127V233H125V235H126ZM133 234H134V233H133ZM133 234H132V235H133ZM233 234H234V233H233ZM247 234H248V233H247ZM247 234H246V235H247ZM250 234H251V232H250ZM262 234H263V233H262ZM76 235H77V234H76ZM117 235H118V234H117ZM134 235H135V234H134ZM148 235H149V234H148ZM169 235H170V232H169ZM72 236H73V235H72ZM171 236H172V235H171ZM229 236H230V232H229ZM234 236H235V235H234ZM239 236H240V234H239ZM244 236H245V235H244ZM262 236H263V238H264V235H262ZM136 237H137V236H136ZM223 237H224V236H223ZM236 237H237V236H236ZM236 237H235V238L233 237L234 240L236 239ZM242 237H243V236H242ZM245 237H246V236H245ZM73 238H75V237H73ZM120 238H121V237H120ZM225 238H226V237H225ZM229 238H230V237H229ZM238 238H240V237H238ZM259 238H260V237H259ZM147 239H148V238H147ZM147 239H146V240H147ZM125 240H127V239L125 238ZM140 240H141V239H140ZM142 240H143V239H142ZM222 240H223V239H222ZM243 240H244V239H243ZM243 240L241 239V241H243ZM249 240H250V239H249ZM261 240H262V239H261ZM76 241H77V240H76ZM79 241H80V240H79ZM122 241H123V240H122ZM226 241H227V240H226ZM241 241H240V242H241ZM262 241H263V240H262ZM127 242H130V241H127ZM177 242H178V241H177ZM177 242H176V243H177ZM249 242H250V241H249ZM258 242H259V241H258ZM73 243H74V241H73ZM73 243H72V244H73ZM80 243H81V242H80ZM132 243H133V242H132ZM141 243H142V241H141ZM174 243H175V242H174ZM179 243H180V242H179ZM221 243H222V242H221ZM230 243H231V242H230ZM232 243H233V242H232ZM259 243H260V242H259ZM261 243H262V242H261ZM102 244H103V243H102ZM121 244H122V243H121ZM143 244H144V243H143ZM226 244H227V243H226ZM226 244H225V245H226ZM244 244H245V243H244ZM247 244H248V243H247ZM69 245H70V244H69ZM124 245H125V243H124ZM141 245H142V244H141ZM144 245H145V244H144ZM151 245H152V244H151ZM237 245H238V243H237ZM241 245H243V244H241ZM81 246H82V244H81ZM142 246H143V245H142ZM230 246H231V245H230ZM234 246H235V245H234ZM147 247H148V246H147ZM222 247H223V246H222ZM222 247H221V248H222ZM224 247H226V246H224ZM258 247H260V246L258 245ZM74 248H76V247H74ZM86 248H87V247H86ZM86 248H85V249H86ZM125 248H126V247H125ZM142 248H143V247H142ZM148 248H149V247H148ZM217 248H218V247H217ZM232 248H233V247H232ZM241 248H243V247L241 246ZM241 248H240V251H241ZM262 248H263V247H262ZM262 248H261V249H262ZM87 249H88V248H87ZM136 249H137V248H136ZM153 249H154V248H153ZM263 249H264V248H263ZM72 250H73V249H72ZM83 250H84V249H83ZM119 250H120V249H119ZM119 250H118V251H119ZM125 250H126V249H125ZM131 250H132V249H131ZM177 250H178V249H177ZM225 250H226V249H225ZM259 250H260V249H259ZM78 251H79V250H78ZM80 251H81V250H80ZM85 251H86V250H85ZM126 251H128V250H126ZM133 251H134V250H133ZM153 251H154V250H153ZM161 251H162V250H161ZM74 252H75V251H74ZM88 252H90V251H88ZM143 252H144V254L147 253V252H145V251H143ZM170 252H171V251H170ZM236 252H237V251H236ZM244 252H245V251H244ZM251 252H252V251H251ZM75 253H76V252H75ZM79 253H80V252H79ZM85 253H86V252H85ZM123 253H124V252H123ZM130 253H131V252H130ZM140 253H141V251H140ZM151 253H152V252H151ZM153 253H154V252H153ZM159 253L162 254V252H159ZM165 253H167V252H165ZM177 253H178V251H177ZM177 253H175V254H177ZM76 254H77V253H76ZM87 254H88V253H87ZM87 254H86V255H87ZM93 254H94V253H93ZM148 254H149V252H148ZM155 254H156V253H155ZM163 254H164V253H163ZM226 254H227V253H226ZM243 254H244V253H243ZM253 254H254V253H253ZM124 255H127V254H124ZM165 255H166V254H165ZM168 255H169V254H168ZM234 255H235V254H234ZM238 255H239V254H238ZM261 255H262V254H261ZM78 256H79V255H78ZM84 256H85V255H84ZM100 256H101V255H100ZM135 256H136V255H135ZM135 256H134V257H135ZM157 256H158V255H157ZM162 256H163V255H162ZM172 256H173V255H172ZM176 256H177V255H176ZM176 256H175V257H176ZM221 256H222V255H221ZM249 256H250V255H249ZM257 256H258V255H257ZM262 256H263V255H262ZM86 257H87V256H86ZM89 257H90V256H89ZM93 257H94V256H93ZM121 257H123V256H121ZM129 257H130V256H129ZM146 257H147V256H146ZM152 257H154V256L152 255ZM166 257H167V256L164 257L163 262H165L166 260L169 259V257H168V259H166ZM263 257H264V256H263ZM100 258H101V257H100ZM140 258H141V257H140ZM142 258H143V257H142ZM162 258H163V257H162ZM234 258H235V257H234ZM245 258H247V257H245ZM101 259H102V258H101ZM113 259H114V258H113ZM122 259H123V258H122ZM125 259H126V257H125ZM143 259H144V258H143ZM170 259H173V258H170ZM215 259H216V258H215ZM218 259L220 260V258H218ZM242 259H243V258H242ZM252 259H253V258H252ZM86 260H87V258H86ZM93 260H94V261H92V263L95 262V259H93ZM114 260H115V259H114ZM134 260H135V259H134ZM134 260H133V261H134ZM146 260H147V258H146ZM260 260H261V259H260ZM263 260H264V259H263ZM72 261H73V260H72ZM82 261H83V260H82ZM116 261H117V260H116ZM116 261H115V262H116ZM130 261H131V259H130ZM160 261H161V260H160ZM168 261H169V260H168ZM170 261H171V260H170ZM88 262H89V261H88ZM117 262H118V261H117ZM145 262H146V261H145ZM153 262H154V261H153ZM172 262H173V261H172ZM230 262H231V261H230ZM246 262H249V261H246ZM72 263H73V262H72ZM96 263H97V262H96ZM112 263H113V262H111V264H112ZM118 263H120V262H118ZM138 263H139V262H138ZM157 263H158V262H157ZM161 263H162V262H161ZM161 263H160V264H161ZM212 263L214 264V262H212ZM223 263H224V262H223ZM223 263H221V264H223ZM232 263H233V262H232ZM243 263H244V262H243ZM256 263H257V262H256ZM147 264H148V263H147ZM228 264H229V263H228ZM263 264H264V263H263Z\"/></svg>",
    "mask_w": 264,
    "mask_h": 264
},
{
    "label": "clouds",
    "instance_id": "9594fccd",
    "mask_svg": "<svg viewBox=\"0 0 264 264\" xmlns=\"http://www.w3.org/2000/svg\"><path fill=\"white\" fill-rule=\"evenodd\" d=\"M242 2V0H241ZM226 3H230L231 4V8L235 7V3L232 2V0H226ZM231 8H229V10H231Z\"/></svg>",
    "mask_w": 264,
    "mask_h": 264
}]
</instances>
